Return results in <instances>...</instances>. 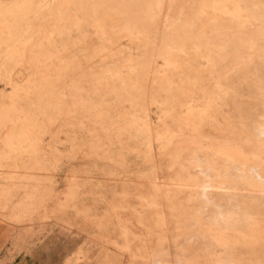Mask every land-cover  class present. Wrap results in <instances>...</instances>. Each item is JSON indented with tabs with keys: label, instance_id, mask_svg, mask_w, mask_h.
I'll return each mask as SVG.
<instances>
[{
	"label": "rangeland",
	"instance_id": "rangeland-1",
	"mask_svg": "<svg viewBox=\"0 0 264 264\" xmlns=\"http://www.w3.org/2000/svg\"><path fill=\"white\" fill-rule=\"evenodd\" d=\"M0 221L2 264H264V5L0 0Z\"/></svg>",
	"mask_w": 264,
	"mask_h": 264
},
{
	"label": "crops",
	"instance_id": "crops-1",
	"mask_svg": "<svg viewBox=\"0 0 264 264\" xmlns=\"http://www.w3.org/2000/svg\"><path fill=\"white\" fill-rule=\"evenodd\" d=\"M13 232V228L10 224L0 221V264L5 260V251L12 238Z\"/></svg>",
	"mask_w": 264,
	"mask_h": 264
},
{
	"label": "bare ground",
	"instance_id": "bare-ground-1",
	"mask_svg": "<svg viewBox=\"0 0 264 264\" xmlns=\"http://www.w3.org/2000/svg\"><path fill=\"white\" fill-rule=\"evenodd\" d=\"M262 5H264V0H258Z\"/></svg>",
	"mask_w": 264,
	"mask_h": 264
}]
</instances>
